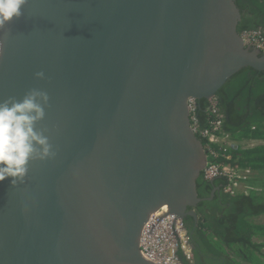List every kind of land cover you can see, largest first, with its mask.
Wrapping results in <instances>:
<instances>
[{
  "label": "water",
  "instance_id": "1",
  "mask_svg": "<svg viewBox=\"0 0 264 264\" xmlns=\"http://www.w3.org/2000/svg\"><path fill=\"white\" fill-rule=\"evenodd\" d=\"M0 29V100L49 95L52 159L0 182V264H156L145 224L203 199L190 98L209 99L264 50L236 0H27ZM38 71L45 78L35 76ZM198 205V204H197ZM196 217L197 212L191 209Z\"/></svg>",
  "mask_w": 264,
  "mask_h": 264
},
{
  "label": "trees",
  "instance_id": "2",
  "mask_svg": "<svg viewBox=\"0 0 264 264\" xmlns=\"http://www.w3.org/2000/svg\"><path fill=\"white\" fill-rule=\"evenodd\" d=\"M236 3L244 16L239 31L264 32V0H236ZM216 96L225 131L235 140L251 141L237 153V162L253 168L254 189L230 195L223 191L224 179L208 180L201 172L197 181L200 197L210 196L215 184L220 187L219 191L214 190L211 199L198 203L197 227L193 217L184 220L195 245L192 262L185 264H264V70L240 69ZM207 101L196 100L194 116L201 127L208 122ZM196 133L205 144L200 132Z\"/></svg>",
  "mask_w": 264,
  "mask_h": 264
},
{
  "label": "built area",
  "instance_id": "3",
  "mask_svg": "<svg viewBox=\"0 0 264 264\" xmlns=\"http://www.w3.org/2000/svg\"><path fill=\"white\" fill-rule=\"evenodd\" d=\"M242 38L246 44L264 50L263 33L246 30ZM195 101L194 98H190L188 106L192 111L193 130L199 131L206 140L204 149L207 162L202 171L204 178L224 179L223 191L230 195L248 193V190L240 189L244 181L254 175V171L242 169L234 157V152L243 146H239V143L225 131L224 116L220 111L217 96H212L207 101L208 122L204 127L199 125L194 116ZM140 246L144 257L156 264H184L181 257L189 261L193 257L191 241L182 219L171 213L167 206L161 207L151 215L144 226Z\"/></svg>",
  "mask_w": 264,
  "mask_h": 264
},
{
  "label": "clouds",
  "instance_id": "4",
  "mask_svg": "<svg viewBox=\"0 0 264 264\" xmlns=\"http://www.w3.org/2000/svg\"><path fill=\"white\" fill-rule=\"evenodd\" d=\"M26 3L27 0H0V29L20 17ZM35 76L43 79L45 73L38 71ZM49 99L46 91L33 88L21 99L9 96L0 100V182L9 179L16 187L25 182L30 161L56 156L46 134L49 129L37 127L45 118Z\"/></svg>",
  "mask_w": 264,
  "mask_h": 264
},
{
  "label": "flooded vegetation",
  "instance_id": "5",
  "mask_svg": "<svg viewBox=\"0 0 264 264\" xmlns=\"http://www.w3.org/2000/svg\"><path fill=\"white\" fill-rule=\"evenodd\" d=\"M243 11H244V8L242 9ZM242 13V12H241ZM243 13L241 14V18H240V21H239V25L241 24H243ZM250 31H254V32H260V33H263L264 34V32H262L261 30H258V29H249ZM245 30H243V31H240L241 33H243ZM247 46H249L251 49H257V50H259L258 48H256L255 46H253V45H249V44H247ZM260 51H262V50H260ZM229 80V79H228ZM227 80V81H228ZM221 89V88H220ZM219 89V90H220ZM219 92V91H218ZM217 92V93H218ZM200 100V99H199ZM195 103H196V101H195ZM214 180V179H213ZM219 185L218 184H215L214 185V189L211 191L212 193H211V195L213 194V192H214V190L215 189H217L218 191H219ZM210 195V196H211ZM209 197V196H208ZM198 204V203H197ZM197 204L195 205V206H187L183 211H184V217L182 218V221H183V223L185 222V221H187V220H189V217H193L194 218V227H197V223H198V218H199V216H198V214L196 215V217L194 216V215H192V214H190V212H191V209H194L195 211H196V207H197ZM197 212V211H196ZM185 220V221H184ZM190 241H191V246H192V251H193V249L195 248V245H194V243L192 242V235L190 234ZM192 255H193V257H194V253L192 252ZM193 257H192V260H193ZM181 260H182V262L185 264V262L186 261H189V260H186V259H184L183 257H181ZM192 260L191 261H189V262H192Z\"/></svg>",
  "mask_w": 264,
  "mask_h": 264
},
{
  "label": "rangeland",
  "instance_id": "6",
  "mask_svg": "<svg viewBox=\"0 0 264 264\" xmlns=\"http://www.w3.org/2000/svg\"><path fill=\"white\" fill-rule=\"evenodd\" d=\"M236 141L239 143V146H247L251 142V141H240V140H236ZM241 149H242V147H239V149L234 152V157L237 161L239 160V155L237 153L240 152ZM239 165L244 170L250 169V170L254 171L251 166H248V165L245 166V165H241V164H239ZM253 177H254V175L251 178H249L248 180L244 181L240 190L251 191L252 189H254V184L252 183Z\"/></svg>",
  "mask_w": 264,
  "mask_h": 264
}]
</instances>
